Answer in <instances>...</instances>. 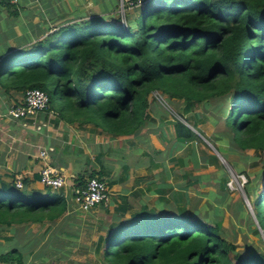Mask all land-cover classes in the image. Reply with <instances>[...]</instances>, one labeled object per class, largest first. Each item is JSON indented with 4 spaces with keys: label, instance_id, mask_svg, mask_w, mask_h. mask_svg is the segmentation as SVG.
Instances as JSON below:
<instances>
[{
    "label": "trees",
    "instance_id": "16d2710c",
    "mask_svg": "<svg viewBox=\"0 0 264 264\" xmlns=\"http://www.w3.org/2000/svg\"><path fill=\"white\" fill-rule=\"evenodd\" d=\"M133 3L129 11L112 12L107 19L90 15L79 24L57 28L27 49L8 50L0 58L1 87L21 97L26 89L39 88L48 96L43 111L52 109L58 119L89 123L112 136H136L150 128L154 121L148 108L155 99L150 96L157 92L166 106L168 101L175 106L178 147L195 143L191 128L200 132L194 109L215 106L224 112L227 147L264 152V0ZM193 145L190 162L215 164L212 153L200 148L201 155H196ZM183 175L185 186L189 180L200 181L186 170ZM220 175L213 186L221 182L226 190L228 178ZM91 176L94 173L86 177ZM85 179L77 178L76 184ZM24 185L23 178L21 188L13 181L0 182V227L42 220L51 224L62 215L59 193L48 187L28 192ZM195 196L201 197L198 192ZM224 197L225 191L214 193V213L218 203L226 202ZM246 197L264 237V173L252 201ZM183 200L177 214L141 211L137 225L134 218L110 223L94 250L104 264H264V251L246 243L239 251L227 241L220 220L184 215ZM21 256L11 248L0 260L21 264Z\"/></svg>",
    "mask_w": 264,
    "mask_h": 264
},
{
    "label": "crops",
    "instance_id": "0c3cea01",
    "mask_svg": "<svg viewBox=\"0 0 264 264\" xmlns=\"http://www.w3.org/2000/svg\"><path fill=\"white\" fill-rule=\"evenodd\" d=\"M116 5L117 0H0V58L10 49H27L57 28L79 24L90 15L107 19ZM17 97L21 95L0 85V182L8 183L21 175L26 191L44 192L47 187L38 181V171L47 163L65 176L64 186L49 188L62 196L64 211L51 224L42 220L0 227V255L16 248L22 255L21 264H104L94 250L98 236L107 229L103 227L131 218L137 225L141 211L159 216L177 214V205L182 206L184 197L195 210L192 215L208 216L206 221L221 220L214 216L215 204L210 215L203 202L202 206L191 204V196L194 202L198 198L192 192L213 187L218 178L212 173H195L194 167L209 165L193 163L190 175L199 176L200 181L196 188L185 186V145L178 147L175 136L165 139L161 113L150 128L136 136H112L89 123L58 119L52 109L11 119L6 114L7 105L11 100L17 102ZM40 150L45 151V159L38 157ZM91 172L106 183L108 198L80 210L72 199V184ZM215 190L208 189L207 197L219 194ZM204 192L199 195L204 196ZM131 229L139 233L136 227ZM0 264L17 263L0 260Z\"/></svg>",
    "mask_w": 264,
    "mask_h": 264
},
{
    "label": "rangeland",
    "instance_id": "374dc122",
    "mask_svg": "<svg viewBox=\"0 0 264 264\" xmlns=\"http://www.w3.org/2000/svg\"><path fill=\"white\" fill-rule=\"evenodd\" d=\"M121 7L123 8V10H126V7L123 6L119 2V0H117V5L115 6L116 11L122 13L123 10H121ZM129 10L131 9H128V11ZM155 93L157 92H152L150 96V99L152 97H154L155 99L154 100L151 99L153 101H150L151 104L150 107L148 108V116L152 115L150 119L152 121H156V118H158L157 116H159V113L162 114L160 116V122H162L160 127L164 131L165 139H169L170 137L174 136L173 133L174 112L172 110V107L175 106L172 102L169 101H168L169 106H166L162 97L161 98L158 97L157 94ZM17 99L18 101L20 100L19 97H17ZM13 101L11 100L8 103L7 109L12 103H15ZM221 101H223V99H221ZM157 104L163 109L162 108L159 109L157 107L158 106ZM202 107L203 108H201L200 106L196 107L193 112L195 115L194 119H197L195 122L200 132L190 127L197 137L195 143L192 144L187 143L188 145H185L183 150V154L185 155L186 157L185 159L187 161L185 164V166H187L186 171H188V173H190L192 170H194L195 173L196 172H205L208 174L212 173V175L216 176L217 178L222 177L220 175L221 173L222 175H224V177L227 176L228 179L226 181L225 186L227 187L228 190L227 189L224 190L223 188H220V186L222 185V183L220 182L219 187H215V186L211 188L202 187L201 189H199L198 193L200 194V192L207 191L208 189L211 190L216 189L215 191H217L219 193L218 195H220L221 192L225 191V197L222 200L227 199L225 202L227 204L218 203L221 212H219L218 209L216 211L217 214H214L216 218L220 217L221 219L220 220L221 234L225 236V239L227 241L237 245L236 249L239 251L242 249L243 243H246L248 246L254 247V249L264 251V237L262 235L260 227L258 226V223L256 222L255 217L253 216L251 206L246 197V194H248L250 201H252V199L254 198V194L257 189L258 179L261 176V174L264 173V152H254L252 149L240 150V149H235L234 147L230 149L229 147H227L229 142L223 135L224 124L222 119L224 112L216 111L215 106L207 105ZM157 110H159V112ZM211 143H214L216 145L218 151L213 147ZM193 144H195L194 153L196 155H201L200 148L203 149L208 154L212 153L215 157V164L218 167L215 164H213L214 166L209 165L207 167H201V168L194 167L192 170H190L193 162L189 163L190 160L189 158H187V156H189V149L191 147L194 148ZM224 157L225 159H223ZM203 165H208V164L204 163ZM183 176L184 175H182V178ZM188 182H189L188 185H192L193 183V187L194 185L198 186V183L196 182L194 183V180L193 181L189 180ZM214 182H216V180ZM245 188H248L249 191L246 192ZM195 193H197V191L192 192L191 195H195ZM202 197L197 198V202H194L193 200L195 199V197L191 196V204L196 205L200 203V206H202V202H203L204 205L206 206L205 207L206 214L210 215V213H212L211 208L214 206L213 204L215 203V201L213 200L214 194H211L209 198L205 197L202 199ZM206 198L208 199L207 201ZM218 198L220 199V197ZM184 210H185L184 215L191 213L188 206H186ZM197 215L203 219L208 218V216L205 217L204 215L203 216H200L199 214Z\"/></svg>",
    "mask_w": 264,
    "mask_h": 264
},
{
    "label": "built area",
    "instance_id": "2783aa9c",
    "mask_svg": "<svg viewBox=\"0 0 264 264\" xmlns=\"http://www.w3.org/2000/svg\"><path fill=\"white\" fill-rule=\"evenodd\" d=\"M9 3H15L17 0H6ZM135 0H119V2L130 9ZM141 1V0H136ZM121 10L123 8L121 7ZM124 11V10H123ZM158 97L161 96L158 93ZM48 106L47 94L39 88H28L24 91L22 97L17 103H12L6 110V114L11 119H22L42 112ZM40 159H45V151L38 152ZM14 186L17 188L22 187V176L15 175L12 179ZM38 181L53 190L62 187L66 183L64 174L53 166L43 163L38 171ZM72 199L76 203L78 209L86 210L99 203L106 202L108 198V189L106 183L97 176L87 177L82 185L72 184Z\"/></svg>",
    "mask_w": 264,
    "mask_h": 264
}]
</instances>
